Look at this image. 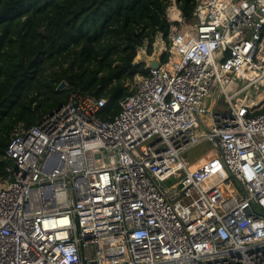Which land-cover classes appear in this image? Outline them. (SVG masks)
Listing matches in <instances>:
<instances>
[{
  "label": "built area",
  "instance_id": "obj_1",
  "mask_svg": "<svg viewBox=\"0 0 264 264\" xmlns=\"http://www.w3.org/2000/svg\"><path fill=\"white\" fill-rule=\"evenodd\" d=\"M193 23L111 120L67 85L12 135L0 264H264V0H197Z\"/></svg>",
  "mask_w": 264,
  "mask_h": 264
},
{
  "label": "trees",
  "instance_id": "obj_2",
  "mask_svg": "<svg viewBox=\"0 0 264 264\" xmlns=\"http://www.w3.org/2000/svg\"><path fill=\"white\" fill-rule=\"evenodd\" d=\"M175 1L193 23L197 0ZM171 2L0 0V178L12 135L67 102L70 91H57L62 82L107 99L102 119L120 112L134 78L150 71L135 62L138 51L148 43L151 55L159 35L170 45Z\"/></svg>",
  "mask_w": 264,
  "mask_h": 264
},
{
  "label": "rangeland",
  "instance_id": "obj_3",
  "mask_svg": "<svg viewBox=\"0 0 264 264\" xmlns=\"http://www.w3.org/2000/svg\"><path fill=\"white\" fill-rule=\"evenodd\" d=\"M171 6L177 7L175 0H172V2L170 3V5L167 9V16H168L169 21L172 23H177V24H173L171 27V34H170V38H169L171 41L170 45L163 39V37L161 35L157 36L155 43L153 44L152 54L151 55L149 54L148 43H145L144 47L138 51V55L135 59L136 63H145L146 67H150V64L154 60H157V61L162 63V56L164 53L169 54V62H170L173 58L172 53L170 52V48L173 45L171 37H173V34L175 33V31L177 30V34L182 33V32L184 34H190L196 28V23H192L190 21H187L186 19H184L182 17V14H181V21L172 20L171 17L169 16V12H168V10L171 8ZM240 85L242 86L243 83L240 82ZM66 89L67 88H65V90ZM260 90H262V89H260ZM256 100H257V103L259 105L260 103H262L264 101V98H258L257 97ZM205 119L206 118H204V120ZM202 148H203L202 146H198L195 148V150L197 149V153L199 152L198 154L203 156V158L200 159L199 161H197L196 163L191 164L190 165L191 169H197V168L201 167V165H203L204 163H207L213 159H219L220 158V152L217 149H213L212 147H204V151L200 152V150ZM187 155H188V153L185 156H187ZM184 159H186V157ZM187 162L189 163L188 160H187ZM173 184H174L173 179H171L170 181H166L167 187H170ZM232 186H234L236 189H238V187L235 183H232Z\"/></svg>",
  "mask_w": 264,
  "mask_h": 264
},
{
  "label": "water",
  "instance_id": "obj_4",
  "mask_svg": "<svg viewBox=\"0 0 264 264\" xmlns=\"http://www.w3.org/2000/svg\"><path fill=\"white\" fill-rule=\"evenodd\" d=\"M184 43H186V44H189L190 43V40L188 39L187 36H184ZM158 67H160V62L157 61V60L152 61V63L150 64V68H158ZM66 86H67V83L66 82H62L59 85V87L57 88V91L58 92H63L65 90ZM207 146H208L207 144L203 145L202 146L203 148L200 150V152H203L204 151V147H207ZM194 153H197V149L196 150L194 149L192 151V153H188V155L186 156V158H188L191 154H194Z\"/></svg>",
  "mask_w": 264,
  "mask_h": 264
},
{
  "label": "bare ground",
  "instance_id": "obj_5",
  "mask_svg": "<svg viewBox=\"0 0 264 264\" xmlns=\"http://www.w3.org/2000/svg\"><path fill=\"white\" fill-rule=\"evenodd\" d=\"M168 12L172 20L181 21V11L176 6H171Z\"/></svg>",
  "mask_w": 264,
  "mask_h": 264
},
{
  "label": "crops",
  "instance_id": "obj_6",
  "mask_svg": "<svg viewBox=\"0 0 264 264\" xmlns=\"http://www.w3.org/2000/svg\"><path fill=\"white\" fill-rule=\"evenodd\" d=\"M264 102V101H263ZM189 153H192L189 152ZM187 160H189V162H191L192 164H194L195 162L199 161L200 159H202V156L197 154V153H194V154H191L188 158H186Z\"/></svg>",
  "mask_w": 264,
  "mask_h": 264
}]
</instances>
